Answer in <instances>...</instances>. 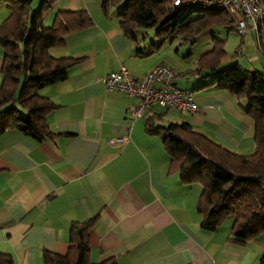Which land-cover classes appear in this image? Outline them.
<instances>
[{
  "label": "crops",
  "instance_id": "obj_1",
  "mask_svg": "<svg viewBox=\"0 0 264 264\" xmlns=\"http://www.w3.org/2000/svg\"><path fill=\"white\" fill-rule=\"evenodd\" d=\"M61 9H85L93 21L50 49L77 58L65 78L40 89L56 104L47 114L54 136L38 140L16 127L0 132V252L11 254L14 264H42L44 249L66 252L72 220L98 215L89 236L92 262L115 257L118 264H258L264 233L239 243L230 237L232 219L215 229L202 227L199 184L184 183L178 172L168 171L162 138L146 126L149 116L163 111L154 122L188 121L222 145L247 153L253 120L242 104L225 89L201 87L206 79L179 83V74L177 85L193 91L198 110L150 107L133 117L137 98L107 90L101 77L120 64L135 77L160 62L180 72L179 62L159 50L148 53L152 41L126 37L116 10L105 13L101 0H55L45 15L48 24ZM7 14L0 0V22ZM249 37L241 44L247 65L240 62L264 71V21L261 42L253 33ZM252 43L262 56L247 52ZM2 53L0 45V68ZM124 135V141H110Z\"/></svg>",
  "mask_w": 264,
  "mask_h": 264
},
{
  "label": "trees",
  "instance_id": "obj_2",
  "mask_svg": "<svg viewBox=\"0 0 264 264\" xmlns=\"http://www.w3.org/2000/svg\"><path fill=\"white\" fill-rule=\"evenodd\" d=\"M32 1L5 0L8 14L0 22L3 48L0 132L16 127L41 140L55 134L47 114L56 104L40 89L65 78L70 66L77 61L70 55L56 56L50 49L64 45L66 34L89 26L93 20L85 9H61L54 12L48 24L44 22L45 15L55 0H41L37 9L32 8ZM101 5L105 13L111 6H117L121 32L136 43L140 28L155 26L159 40L151 42L153 47L148 53L160 49L167 38L194 41L200 32L213 30L217 25L234 29L228 22V13L215 5L188 4L173 8V0H101ZM224 40L213 35L211 47L203 51L196 64L185 73L207 77L201 87L225 89L242 104L253 120L251 150L234 151L188 121L154 122V115L161 116L163 111L149 116L146 126L148 131L162 138L169 155L168 171L178 172L184 183L199 184L197 208L203 214L202 227L215 229L226 219H232L230 237L244 243L264 233V71L248 69L238 59L219 69L226 55ZM243 40L241 37L239 46ZM183 73L176 71V77ZM97 217L72 220L66 252L44 249L42 264H118L115 257L90 261V229ZM0 264H14L11 254L0 252ZM258 264H264V252Z\"/></svg>",
  "mask_w": 264,
  "mask_h": 264
},
{
  "label": "built area",
  "instance_id": "obj_3",
  "mask_svg": "<svg viewBox=\"0 0 264 264\" xmlns=\"http://www.w3.org/2000/svg\"><path fill=\"white\" fill-rule=\"evenodd\" d=\"M218 6L228 13V22L245 39L253 33L261 42L264 21V0H173V8L178 5ZM236 54H241V47ZM107 90H119L137 98L131 107L133 117H140L147 108L159 107L166 110H198L193 99V91L176 84V70L160 62L141 77L133 76L125 65L120 64L101 77ZM127 136H115L111 142L124 141Z\"/></svg>",
  "mask_w": 264,
  "mask_h": 264
},
{
  "label": "rangeland",
  "instance_id": "obj_4",
  "mask_svg": "<svg viewBox=\"0 0 264 264\" xmlns=\"http://www.w3.org/2000/svg\"><path fill=\"white\" fill-rule=\"evenodd\" d=\"M41 0H33L31 5L33 9H37ZM117 6H111L109 8L110 11L116 10ZM45 23H48V20H44ZM155 26L142 27L138 31L139 39H145L147 42L154 41L157 42L159 38L155 35ZM215 35L219 38H223L224 40V48L226 49V55L222 59V62L219 66V69L227 67L231 64L235 59L239 61L242 60L244 65H247L246 58L241 54H236V47L240 44L241 36L235 29H227L224 25H217L213 28V30H205L200 32L194 39V41H183L181 42L180 37H176L173 41H170L167 38L162 45L160 46L159 52L167 53L171 55L174 59L179 62L180 67L178 70L184 72L178 76V82L180 80L187 84H196L202 79H206L207 77L200 75H190L189 73H185L189 68H192L196 64V60L198 56L205 51L206 49L211 47L212 36ZM145 37V38H144ZM251 38V37H249ZM152 39V40H151ZM247 40L246 38L244 39ZM247 41H250L249 39ZM151 44V43H150ZM153 45V44H151ZM241 47V45L239 46ZM258 53L262 56V52L257 47L256 43H252L249 53ZM195 82V83H194ZM203 82V81H201ZM199 82V83H201ZM198 85V84H196ZM227 222V221H226Z\"/></svg>",
  "mask_w": 264,
  "mask_h": 264
}]
</instances>
